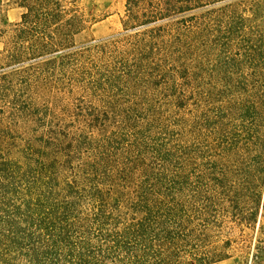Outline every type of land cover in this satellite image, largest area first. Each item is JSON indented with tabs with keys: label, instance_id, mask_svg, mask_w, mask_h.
<instances>
[{
	"label": "trees",
	"instance_id": "trees-1",
	"mask_svg": "<svg viewBox=\"0 0 264 264\" xmlns=\"http://www.w3.org/2000/svg\"><path fill=\"white\" fill-rule=\"evenodd\" d=\"M3 2L22 13L18 22L1 18L0 97L13 93V80L63 74L89 80L97 107L80 112L73 132H53L47 142L0 159V264L228 258L233 240H214L217 214L202 213V168L188 180L192 161L202 163V106L176 122L166 108H184L185 100L171 96L161 105L109 94L115 80L174 78L169 63L187 60L188 41L202 39L201 19L176 18L202 8V0H125L122 36L84 44L77 36L98 20L81 0ZM227 33L233 35L231 26ZM115 52L130 53L132 65L108 69L106 56ZM185 190L194 198L190 207Z\"/></svg>",
	"mask_w": 264,
	"mask_h": 264
},
{
	"label": "rangeland",
	"instance_id": "rangeland-1",
	"mask_svg": "<svg viewBox=\"0 0 264 264\" xmlns=\"http://www.w3.org/2000/svg\"><path fill=\"white\" fill-rule=\"evenodd\" d=\"M83 5L98 22L78 35L77 43L122 36L125 0H81ZM21 13L0 3V22L3 16L18 22ZM188 16L202 20V39L195 46L188 41L187 60L169 63L176 73L172 80H115L109 94L161 105L171 96L185 100L184 108H166L176 122L192 118L202 106V163L192 161L196 165L189 168L188 180L202 168V213L212 208L217 214L221 231L214 240H233L228 258L208 264H264V0H202V8L176 20ZM106 57L111 58L108 69L124 71L132 65L130 53ZM148 73L155 74L152 68ZM87 81L63 74L13 80V93L0 97V159L47 142L53 132L76 130L80 112L97 107ZM184 200L188 207L194 202L191 190H185Z\"/></svg>",
	"mask_w": 264,
	"mask_h": 264
}]
</instances>
